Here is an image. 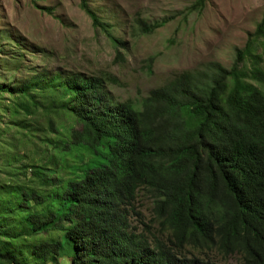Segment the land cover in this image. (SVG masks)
Returning a JSON list of instances; mask_svg holds the SVG:
<instances>
[{
  "label": "trees",
  "instance_id": "1",
  "mask_svg": "<svg viewBox=\"0 0 264 264\" xmlns=\"http://www.w3.org/2000/svg\"><path fill=\"white\" fill-rule=\"evenodd\" d=\"M80 8L126 49L86 0ZM161 24L137 25L150 33ZM263 61L264 11L229 69L212 62L183 72L139 102H117L109 78L82 73L0 84V93L17 98L11 114L63 111L80 126L56 139L49 119L43 128L16 122L21 141L36 140L43 160L20 167L33 170L36 187H0V264H217L180 256L185 248L264 264ZM140 195L166 240L133 231Z\"/></svg>",
  "mask_w": 264,
  "mask_h": 264
},
{
  "label": "rangeland",
  "instance_id": "2",
  "mask_svg": "<svg viewBox=\"0 0 264 264\" xmlns=\"http://www.w3.org/2000/svg\"><path fill=\"white\" fill-rule=\"evenodd\" d=\"M86 2L102 22L111 25V35L125 43L126 49L115 47L105 33L92 26L80 0H0V84H14L38 72L82 73L109 78L106 88L117 102H139L151 89L183 72L200 70L212 62L229 69L235 50L243 48L264 11V0ZM138 19L148 26L163 24L144 33L139 31ZM117 53L120 59H116ZM16 101V97L0 93V187H36L30 182L33 170L24 173L20 167L30 164V159L43 160V154H34L40 150L36 140L33 144L21 141L16 122L25 120L43 128L49 119L59 132L50 135L56 139H65L71 128L80 126L63 111L45 117L40 112L13 115ZM67 171L60 169L59 177L68 178ZM152 209L149 199L138 196L130 212L133 231L166 240L168 233L164 234ZM192 255L217 264H241L237 255H199L190 248L180 252L183 257Z\"/></svg>",
  "mask_w": 264,
  "mask_h": 264
}]
</instances>
